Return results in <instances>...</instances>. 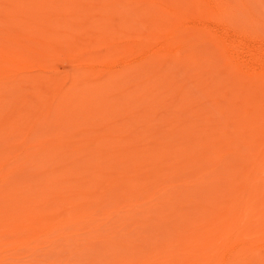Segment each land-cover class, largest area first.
Segmentation results:
<instances>
[{"label": "bare ground", "instance_id": "1", "mask_svg": "<svg viewBox=\"0 0 264 264\" xmlns=\"http://www.w3.org/2000/svg\"><path fill=\"white\" fill-rule=\"evenodd\" d=\"M133 2L139 15L135 137L123 145L72 147L69 162L58 168L52 164L65 150L41 146V162L32 164L44 167L39 177L16 182L9 187L8 203L0 201V217L8 216L0 245L8 251L35 249L31 243L40 227L49 234L68 223L77 227L81 218L94 214L104 222L100 227H173L157 236L128 230L118 239L105 233L99 244L88 238L92 259L100 264H264V98L253 93L261 88L254 81H264V29L258 20L264 19L254 16L249 0ZM195 20L203 26L191 25ZM213 40L222 44L217 54L205 47ZM236 68L250 78L243 71L237 75ZM240 80L243 88L254 83L257 89H237ZM231 155L242 163H226ZM18 157L26 163L27 157ZM198 165L204 168L192 181L202 189L172 192L173 177ZM47 172L52 184L46 182ZM70 174L80 176L70 179ZM134 187H159L161 193L151 191L143 203L127 206ZM57 193L65 195L60 202L54 200ZM163 193L172 196L171 204L185 200L187 207H158ZM211 202L215 209L204 213L202 207ZM56 203L70 207L49 214ZM139 204L155 205V213H132L130 225L125 216ZM100 227L95 234L105 230ZM178 227L185 229L174 231Z\"/></svg>", "mask_w": 264, "mask_h": 264}, {"label": "rangeland", "instance_id": "2", "mask_svg": "<svg viewBox=\"0 0 264 264\" xmlns=\"http://www.w3.org/2000/svg\"><path fill=\"white\" fill-rule=\"evenodd\" d=\"M249 3L253 13L257 14L254 16L264 19V0H256V3L249 0ZM138 18L133 0H0V173L4 171L5 178L0 181V201L9 199V187L16 182L39 177L38 172L44 167L41 169L32 164L41 162L37 159L41 146L65 150L62 160L52 164L58 168L69 162L71 153L68 150L72 147L88 143L123 145L135 137L138 81L133 63L138 45ZM258 20L262 24L260 28L264 29V20ZM191 23L203 26L199 20ZM230 38L233 36L226 40ZM213 41L205 44L208 47L204 46L217 54L222 44ZM234 71L239 75L244 69ZM245 76L250 78L249 74ZM239 82L241 86L236 83L237 89L248 88L249 92L260 86L262 90L253 93L259 92L264 98V81H254L258 85L253 83L251 88L246 85L243 88L242 81ZM18 156L27 157L26 163L22 164ZM229 162L242 163L236 155H231L226 163ZM216 165L214 163L208 170ZM203 168L204 165H198L187 173L176 174L172 179L176 185L172 192L202 189L199 181L192 179L198 177ZM45 174L46 182L52 184L53 177L49 172ZM79 176L68 175L70 179ZM131 190L134 195L127 206L143 203L151 191L161 193L159 187L151 191L149 187ZM164 195L156 201L158 207L164 205L172 210L187 207L185 200L171 204L172 196ZM64 197L57 193L54 200L60 202ZM208 197L211 200L215 195ZM74 200L78 203L81 197ZM215 205L213 202L205 204L202 207L204 213L214 210ZM139 206L126 214L125 222L134 224L132 213L142 217L154 215L155 205ZM69 207L70 203H56L49 214H60ZM14 209L17 210L16 204ZM7 217H0L1 230L8 224ZM98 218L93 214L81 218L77 227L72 222L49 234L41 232L43 228L40 227L31 243L35 249L25 246L8 251L6 246L0 245V259L16 264H80V259L82 264H100L92 259L88 238L91 241L95 238L94 242L99 244L105 233L120 239L128 230L139 236H157L173 229L147 227L140 231L137 227L123 225L100 227L104 222ZM98 227L105 230L95 234ZM178 228L180 230L174 231L185 229Z\"/></svg>", "mask_w": 264, "mask_h": 264}]
</instances>
